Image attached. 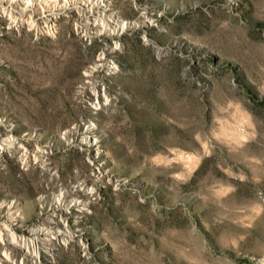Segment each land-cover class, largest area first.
Instances as JSON below:
<instances>
[{
    "label": "rangeland",
    "instance_id": "obj_1",
    "mask_svg": "<svg viewBox=\"0 0 264 264\" xmlns=\"http://www.w3.org/2000/svg\"><path fill=\"white\" fill-rule=\"evenodd\" d=\"M0 140L9 264H264V0H0Z\"/></svg>",
    "mask_w": 264,
    "mask_h": 264
},
{
    "label": "bare ground",
    "instance_id": "obj_2",
    "mask_svg": "<svg viewBox=\"0 0 264 264\" xmlns=\"http://www.w3.org/2000/svg\"><path fill=\"white\" fill-rule=\"evenodd\" d=\"M83 3H86V0H80ZM109 1V0H108ZM18 2H20V4H22V6L25 5V3L30 2V0H18ZM98 3V2H96ZM104 6H102V9H107L111 11V18H107L106 21H102L101 22V30L104 29V31L109 34L111 37L113 36V34L117 33V30L121 29L124 21L119 17V15L117 14V11H113L115 10L114 7L112 6V4H110V2L107 3H102ZM84 9H88L87 7H82ZM106 12V10H105ZM103 12V13H105ZM114 47H112V49H110L109 47L105 50H103L102 55H100V57H98L96 60L93 61L92 65L89 66L88 68H86L85 70V75L90 76L91 74H93L96 70H98L101 66H104L106 69V72L108 73H114V66L111 65L110 63L104 61L105 57H106V53L109 52L110 53H114L113 51ZM113 63V62H112ZM1 142H3V140H0ZM76 205H79V208L84 207V204H81L79 199H76L75 201ZM79 208H76L77 210H79ZM18 207H13L11 210L8 211L9 214V218L11 221H15L17 220L18 216ZM65 236H67V231L66 229L61 225V224H56L55 226H52L51 228H49L46 232L44 237L41 240V244L44 245L45 249L44 252L48 255L53 254V243L56 242V240L62 238L64 239ZM13 239V238H12ZM40 239V238H39ZM14 243H16V245H20V247H22V244H20V242L18 240H13ZM24 252L28 253V254H32L34 256H38L37 250L35 249L34 243L32 241H30V244H27L24 246ZM0 256L4 257L5 259L0 258V264H9V255L6 251H2L0 252ZM8 260V262H7ZM11 264H17L15 262L12 261Z\"/></svg>",
    "mask_w": 264,
    "mask_h": 264
}]
</instances>
